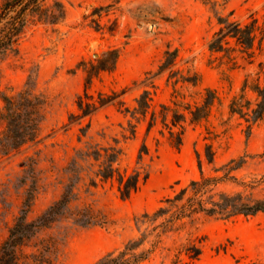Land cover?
<instances>
[{
    "label": "rangeland",
    "instance_id": "1",
    "mask_svg": "<svg viewBox=\"0 0 264 264\" xmlns=\"http://www.w3.org/2000/svg\"><path fill=\"white\" fill-rule=\"evenodd\" d=\"M57 2L64 15L54 19ZM40 5L47 17H30L17 52L0 56V113L3 97L16 96L29 79L46 100L39 138L0 155V245L26 200H32L28 218L34 220L61 197L78 150L116 146L123 155L115 166L126 176L140 173L138 190L122 199L117 181L98 178L93 160L83 163L74 206L94 209L104 223L83 228L65 220L45 230L38 242L56 245L58 264H97L139 240L128 251L138 256L136 264H264V213L177 219L168 209L156 217L160 207H169L165 200L202 177L218 180L214 195L264 199V116L251 125L232 111L260 102L252 87L264 86V0H41ZM220 18L254 23L252 57L229 38L224 43L236 65L225 52L210 49ZM167 61L171 65L162 69ZM207 90L214 93L209 114L194 121L186 108L202 107ZM145 92L143 112L138 101ZM79 97L94 104L91 114L83 116ZM174 112L187 115L175 126ZM4 131L0 123V138Z\"/></svg>",
    "mask_w": 264,
    "mask_h": 264
},
{
    "label": "trees",
    "instance_id": "2",
    "mask_svg": "<svg viewBox=\"0 0 264 264\" xmlns=\"http://www.w3.org/2000/svg\"><path fill=\"white\" fill-rule=\"evenodd\" d=\"M40 1L6 0L0 7V56H4L10 51L17 52L19 40L30 22V17H38L40 20L47 17L48 13L41 7ZM56 7L60 10V13L59 15L52 14V18H62L64 15L63 10H61L62 4L57 2ZM219 21L222 27L211 43L210 49L213 52H225L229 61L236 65V58L230 56L233 50L225 46L228 43H224L229 38L235 40L236 44L241 47L240 51L242 53L252 57L250 50L253 49L256 40L254 23L242 26L224 18H220ZM169 65H171V62L167 61L162 69L167 68ZM247 85L246 82L245 86ZM36 86V80L29 79L25 88L16 96L3 97L5 106L0 113V123L5 125V131L0 138V155L8 156L12 151L33 143L39 138L41 125L46 117V100L44 95L37 92ZM252 89L260 99V102L256 104V108H252L250 103L237 110L232 107L233 112L239 113L251 125L262 120L264 116V86L258 83ZM207 93L208 98L202 107H196L194 110L190 106L186 108L192 120L198 121L208 116L209 108L212 105L210 97L214 93L211 90H207ZM147 94L145 92L138 101L139 110L143 112L148 107ZM89 99L92 98L89 97ZM78 107L83 116L89 115L95 110L94 104L83 103V97H79ZM244 109L247 112H244ZM186 117V114L174 112L173 125L183 122ZM82 131L84 132V130ZM248 133H250V127ZM172 134L174 133L172 132ZM182 135L183 130L176 135L178 146L182 144ZM145 151H147V148L143 145L141 152ZM122 155L123 150L116 146L105 148L91 146L85 150H78L67 169L69 174L68 183L58 200L34 220L28 218L32 200L24 202L21 216L16 219L9 230L8 237L0 245V264H58V259H55L54 256L56 245L52 241L41 240V242H38L39 237L45 230L51 229L65 220H70L83 228L104 223L94 209L74 206V203L79 199L77 188L82 180L83 163L93 160L97 164L96 176L102 181H117L121 198L128 199L138 190L140 173L136 172L128 176L122 174L115 166ZM207 157L209 162L212 163L214 153L211 146L207 148ZM91 166L94 167L95 165L91 164ZM236 168H239V166H236ZM217 181L215 178L205 177H202L199 181H192L190 187L183 189L175 198L165 200L164 203L168 204L169 207H160L156 212V217L166 215L168 209L174 211L172 218L177 219L199 213L222 219L235 216L250 217L264 213V199H249L240 193L236 195L225 193L214 195L212 193L213 186ZM92 183L96 185L95 180H92ZM141 244L142 240L130 242L126 249L117 256L108 254L100 259L97 264H136L138 256L129 255L128 251L135 250ZM28 248L34 250L31 253H26L25 250ZM199 254L200 250L197 249L196 256Z\"/></svg>",
    "mask_w": 264,
    "mask_h": 264
}]
</instances>
